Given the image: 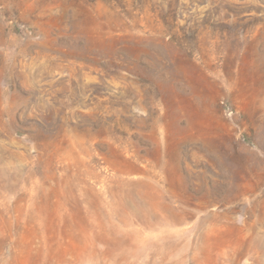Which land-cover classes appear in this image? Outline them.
Listing matches in <instances>:
<instances>
[{
	"label": "rangeland",
	"instance_id": "374dc122",
	"mask_svg": "<svg viewBox=\"0 0 264 264\" xmlns=\"http://www.w3.org/2000/svg\"><path fill=\"white\" fill-rule=\"evenodd\" d=\"M0 264H264V0H0Z\"/></svg>",
	"mask_w": 264,
	"mask_h": 264
}]
</instances>
